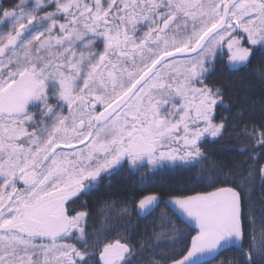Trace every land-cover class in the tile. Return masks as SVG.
<instances>
[{
  "label": "snow or ice",
  "instance_id": "obj_1",
  "mask_svg": "<svg viewBox=\"0 0 264 264\" xmlns=\"http://www.w3.org/2000/svg\"><path fill=\"white\" fill-rule=\"evenodd\" d=\"M258 55L259 96L211 79L218 56ZM226 138L241 159L224 173L206 145ZM261 160L264 0L0 4V264H210L223 250L227 264H264V195L249 194ZM125 164L208 175L190 194L105 198L89 233L69 205ZM157 209L134 238L132 212Z\"/></svg>",
  "mask_w": 264,
  "mask_h": 264
},
{
  "label": "trees",
  "instance_id": "obj_2",
  "mask_svg": "<svg viewBox=\"0 0 264 264\" xmlns=\"http://www.w3.org/2000/svg\"><path fill=\"white\" fill-rule=\"evenodd\" d=\"M14 0H7L4 6L8 7ZM226 56H218L215 63V71L213 72L211 79L226 84L230 81L243 80L252 86L253 91L259 96L261 80L260 73L254 72L253 69L259 59V55L253 60V63L248 67H232L227 64ZM235 111V108L232 109ZM257 118L259 116V107H257ZM234 140V138H233ZM208 151L211 153L210 159L223 161L228 167L224 168V173L228 172V168L232 166L234 160L238 161L241 157L236 155L238 145L234 142H230L227 138L224 141H220L214 144L206 145ZM264 163V160L260 161ZM215 170H213L214 172ZM145 170L141 169L140 172L130 170L127 165L117 171L111 176H105L96 187L88 195L83 196L79 202H77L75 209L78 211H86L89 213L87 221L88 231L92 233L96 228L100 227V221L102 217L99 215L101 208V202L105 198H122L130 203L134 200H138L141 195L151 192L162 193L165 198L169 194H179L184 192L190 194L189 190H203V184L207 180V173L202 181L199 176V165L193 168L183 167H168L155 173H146L141 175ZM224 173H220V178H224ZM249 194L253 201L259 204L260 198L264 195V186H262L259 179H257L255 186L249 190ZM160 212L157 209L152 216L142 217L138 216L135 211L130 216L129 231L133 234L134 238L138 233L145 230L151 231L152 221L155 216ZM129 220V218H125ZM123 232L124 228H117L112 232V237H115L116 232ZM75 242V241H74ZM234 258V253L231 250H223L215 260L210 264H220L224 261H230Z\"/></svg>",
  "mask_w": 264,
  "mask_h": 264
},
{
  "label": "flooded vegetation",
  "instance_id": "obj_3",
  "mask_svg": "<svg viewBox=\"0 0 264 264\" xmlns=\"http://www.w3.org/2000/svg\"><path fill=\"white\" fill-rule=\"evenodd\" d=\"M5 2H7V0H2V5H3V6H4ZM82 197H83V196H81L79 199L74 200V201L69 205V207H70L71 209H74L75 211H78V210L75 209V207H76L77 202H79L80 199H81ZM73 214H74V213H73Z\"/></svg>",
  "mask_w": 264,
  "mask_h": 264
},
{
  "label": "rangeland",
  "instance_id": "obj_4",
  "mask_svg": "<svg viewBox=\"0 0 264 264\" xmlns=\"http://www.w3.org/2000/svg\"><path fill=\"white\" fill-rule=\"evenodd\" d=\"M1 1H2V0H1ZM226 62H227V58H226ZM227 64H228V63H227ZM228 65H229V64H228ZM68 242H70V243H71V242H74V241H68Z\"/></svg>",
  "mask_w": 264,
  "mask_h": 264
},
{
  "label": "water",
  "instance_id": "obj_5",
  "mask_svg": "<svg viewBox=\"0 0 264 264\" xmlns=\"http://www.w3.org/2000/svg\"><path fill=\"white\" fill-rule=\"evenodd\" d=\"M0 4H2V1L0 0Z\"/></svg>",
  "mask_w": 264,
  "mask_h": 264
}]
</instances>
